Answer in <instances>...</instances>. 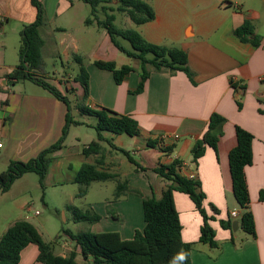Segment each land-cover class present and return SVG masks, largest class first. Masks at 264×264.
Returning a JSON list of instances; mask_svg holds the SVG:
<instances>
[{
    "label": "crops",
    "instance_id": "obj_1",
    "mask_svg": "<svg viewBox=\"0 0 264 264\" xmlns=\"http://www.w3.org/2000/svg\"><path fill=\"white\" fill-rule=\"evenodd\" d=\"M39 1L43 8L40 28L44 40L43 60L60 56L67 62L66 66L62 63L64 75L52 85L70 102V93L76 92L81 98L83 88L72 81L75 78L72 62L77 63L75 58L80 57L90 76L86 105L130 116L141 130L138 137L106 132L103 136L112 140L118 149L102 142L100 154L85 156L83 149L97 141V136L92 135L91 142L82 143L77 129L86 126L91 130L98 121H78L83 125L70 127L64 148L54 155L44 185H77L74 181L81 167L86 163L98 164L100 171L116 174L130 187L160 200L169 183L153 169L160 164L181 161L180 175L201 183L208 215H213L211 205L219 211L216 220L211 222L218 243V247L212 248L200 243L204 224L201 213L188 195L175 192L182 239L194 245L191 264H264V201L260 199L264 190V0H156L149 3L156 18L137 26V31L150 43L185 51L194 81L184 72H156L149 66L150 78L141 94L133 93L141 81V61L119 51L106 30L96 23L86 25L87 8L82 0ZM37 17L38 10L32 0H0V144L3 145L0 174L11 162H28L59 142L66 126L68 107L65 102L34 82L38 88L28 89L27 85L21 86L20 82L7 78L20 64L22 33ZM247 22L254 29L250 39L261 38V45L244 43L235 36V31ZM127 24L131 26L128 20ZM96 61L114 62L118 68L129 65L135 71L119 85L112 72L95 66ZM43 67L44 61L42 69L35 73L41 75ZM78 67L80 69V64ZM214 113L227 120L218 149L208 147L196 164L192 149L203 138ZM237 127L254 136V161L246 168V177L256 238L247 235L237 219L236 232L221 226V221H227L232 212H242L234 197L229 162V154L238 143ZM150 140L172 151L164 153L159 146L150 148L147 145ZM119 149L129 152L148 171H138ZM26 176L16 181L7 193H13ZM116 186V181L92 183L87 195L81 198L83 207L78 208L92 210L102 217L100 222L91 224L93 233L117 232L123 240H132L136 231L142 232L145 228L143 198L128 194L116 201ZM77 199V195L68 199L65 208L76 206ZM15 223H7L0 230V240ZM68 250L63 254L54 252L66 257L76 250L75 242ZM38 256V247L29 245L22 252L20 264H41ZM82 260L79 255L77 261L87 263Z\"/></svg>",
    "mask_w": 264,
    "mask_h": 264
},
{
    "label": "trees",
    "instance_id": "obj_2",
    "mask_svg": "<svg viewBox=\"0 0 264 264\" xmlns=\"http://www.w3.org/2000/svg\"><path fill=\"white\" fill-rule=\"evenodd\" d=\"M92 8L91 16L86 19V25L96 23L100 28L106 30L114 46L130 58L141 61L142 74L138 88L133 92L141 94L144 92L151 72V66L156 72L169 71L171 74L184 72L191 81L194 75L188 67V54L177 48H169L156 45L147 41L143 35L135 29H124L116 26V12L127 15L136 26H142L155 20L156 14L153 7L145 0H82ZM38 10V17L35 23L25 27L22 33V46L20 48V64L14 72L7 76L16 81L29 80L49 91L53 96L66 103L68 114L63 137L51 146L42 151L36 158L28 162H11L5 172L0 174V189L3 193L9 192L13 185L27 174L35 173L39 176L43 185L49 167L54 159L55 153L64 148V143L72 125H83L75 121L72 115V102L65 97L55 86L44 81L34 70H41L43 66L42 48L44 40L40 33L43 25V8L39 0H32ZM117 3V7L111 6ZM104 14L101 18L98 13ZM254 29L250 23H245L235 31V36L242 42H251L255 46L261 45V38L255 37ZM124 42H128L131 48H126ZM151 56V57H149ZM76 62L80 64V73L75 78L76 83H80L84 94L78 101L77 109L83 116L97 118L96 129L97 141H93L88 147L83 149L85 156L100 154L102 152V142H108L113 148L118 149L112 140H107L103 134L127 135L138 137L141 133L138 122L127 115H120L106 108L92 109L86 105L89 98V73L83 65L80 57L76 56ZM95 66L101 70L113 73L117 84H122L126 78L135 71L134 67L125 65L118 68L114 62L96 61ZM238 89L239 86L233 83ZM239 108L242 104L239 103ZM226 119L214 113L208 124V128L201 140L196 142L192 149L193 162L198 163L204 156L208 147L218 149L222 128ZM237 146L229 154L230 171L233 183L234 197L241 209V214L237 220L240 222L242 230L252 238H256V223L254 215L250 210V193L246 177V168L254 161L253 143L254 136L241 127L236 128ZM148 147L159 146L158 141H148ZM161 151L168 153L172 151L170 147H160ZM128 160L136 166L138 171H148L131 154L119 149ZM182 162L175 160L170 165L160 164L153 169L163 180L168 182L167 189L163 197L158 200L154 195H146L139 189L132 188L127 182L121 181L119 176L109 172L100 171L98 164H84L77 174L74 183L80 185L78 198L87 195L92 183L116 181L115 200H119L128 194H135L143 198V210L145 228L136 231L132 240H123L117 232L74 233L69 229L64 230V234L76 244V250L70 255L63 257L57 255L50 243H47L38 229L27 220L17 221L0 240V264H20L22 252L29 245H36L39 249L37 261L41 264H191L193 244L185 243L182 239V224L175 205V192L186 194L195 204L201 213L204 224L201 228L200 243L209 245L212 248L218 247L216 232L211 222L219 215L218 209L211 205L213 215H208L204 208L205 195L201 191V183L194 178H187L180 175L179 170ZM261 201H264V190L260 194ZM68 211L72 213L75 223L96 224L102 217L92 210H82L75 206H68ZM112 212V209L109 208ZM112 216H117L112 213ZM236 221L230 215L227 221H221L222 228L233 230V223ZM78 250V251H77ZM81 256L84 262L77 261Z\"/></svg>",
    "mask_w": 264,
    "mask_h": 264
},
{
    "label": "rangeland",
    "instance_id": "obj_3",
    "mask_svg": "<svg viewBox=\"0 0 264 264\" xmlns=\"http://www.w3.org/2000/svg\"><path fill=\"white\" fill-rule=\"evenodd\" d=\"M146 2L153 4L156 0H145ZM87 8V17L91 16L92 8L89 5H85ZM111 6L117 7V3H113ZM98 15L104 18V14L99 11ZM116 26L124 29H135L137 26L133 24L130 18L123 14L117 13ZM131 26L126 25V22ZM126 46L131 48L130 43L124 42ZM22 46V39L20 48ZM20 50V49H19ZM151 57V56H149ZM43 73L41 78L47 83L51 84L54 80L60 79L64 75V68L62 63L67 65V62L61 60L60 56L45 57L44 58ZM73 73L75 78L79 75L80 69L77 63H73ZM68 72V70L66 71ZM75 78L72 81L75 82ZM21 86L27 85L28 89L38 88L32 81L22 80L19 81ZM77 85V83H76ZM79 87L81 86L78 83ZM70 87V85H68ZM82 87V86H81ZM72 88V87H71ZM78 89V88H77ZM73 93V90H69ZM70 100L72 102V115L75 121L88 120L97 121L95 117H85L81 115L77 109L78 101L81 98L78 97L75 92L73 95L70 93ZM79 131L80 139L82 143L91 142L90 136L96 137L98 135L96 129L91 130L83 126L77 129ZM127 136V135H126ZM83 147V145H80ZM80 185H65L51 186L41 185L39 176L35 173L27 174L26 178L19 183V186L13 193H3L0 189V230L2 231L7 223H15L20 220H29L38 229L43 239L50 243L57 254L68 253L69 246L73 242L64 234L65 229H69L74 233L92 232L93 227L89 223H75L72 217V213L65 208L68 199L75 197L78 194ZM81 198L76 200L75 207H83ZM39 213V214H37ZM68 244V245H67ZM82 258V257H81ZM83 261V260H82Z\"/></svg>",
    "mask_w": 264,
    "mask_h": 264
},
{
    "label": "built area",
    "instance_id": "obj_4",
    "mask_svg": "<svg viewBox=\"0 0 264 264\" xmlns=\"http://www.w3.org/2000/svg\"><path fill=\"white\" fill-rule=\"evenodd\" d=\"M3 147V145L2 144H0V149ZM37 214H39V213H37ZM231 217L233 218V219H237V218H239V216H240V214L238 213V212H232L231 214Z\"/></svg>",
    "mask_w": 264,
    "mask_h": 264
},
{
    "label": "water",
    "instance_id": "obj_5",
    "mask_svg": "<svg viewBox=\"0 0 264 264\" xmlns=\"http://www.w3.org/2000/svg\"><path fill=\"white\" fill-rule=\"evenodd\" d=\"M35 72H38L39 70H34ZM239 229V222L235 221L233 223V231L236 232Z\"/></svg>",
    "mask_w": 264,
    "mask_h": 264
}]
</instances>
